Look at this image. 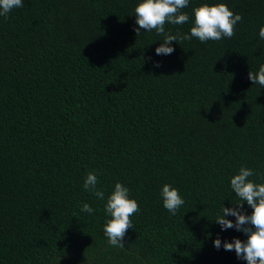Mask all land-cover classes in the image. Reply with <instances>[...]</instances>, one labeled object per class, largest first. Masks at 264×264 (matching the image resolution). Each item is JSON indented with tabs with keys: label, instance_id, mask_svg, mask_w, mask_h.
Masks as SVG:
<instances>
[{
	"label": "trees",
	"instance_id": "obj_1",
	"mask_svg": "<svg viewBox=\"0 0 264 264\" xmlns=\"http://www.w3.org/2000/svg\"><path fill=\"white\" fill-rule=\"evenodd\" d=\"M140 2L23 0L0 16V264H247L223 248L247 236L215 221L241 202V166L264 183V87L248 79L264 65V0H189L166 33L190 34L203 3L243 19L231 39L173 41L167 56L163 35L134 31ZM90 171L104 200L83 187ZM117 182L140 208L124 248L104 235ZM165 184L185 201L176 215Z\"/></svg>",
	"mask_w": 264,
	"mask_h": 264
},
{
	"label": "clouds",
	"instance_id": "obj_2",
	"mask_svg": "<svg viewBox=\"0 0 264 264\" xmlns=\"http://www.w3.org/2000/svg\"><path fill=\"white\" fill-rule=\"evenodd\" d=\"M189 0H141L135 7V23L138 28L134 31L137 36L140 30L155 32L163 35L164 40L155 49L156 55H171L174 48L169 47L173 41H190L193 37L201 43L207 41H220L224 38L231 39L235 35V26L243 17L235 14L224 3L209 5L203 3L193 9L194 22L190 34L177 33L175 35L165 32V24L183 25L188 23L189 15L182 10L187 8ZM23 0H0V16L8 18L13 9L22 8ZM259 37L264 39V27L259 29ZM160 67L159 63L154 65ZM248 79L253 84L264 87V65L257 72L248 73ZM256 175L248 167L241 166L238 173L230 178V187L241 202L235 203L236 207L222 206V214L216 219L221 230L235 229L247 236L246 241L233 239L232 242L224 241L225 251H235L238 259L245 260L247 264H264V183H256L250 177ZM99 180L95 171L86 174L84 189L92 192L98 199L104 200L105 193L97 188ZM129 189L117 182L114 190L108 195L104 207L107 219L104 225V235L109 246L124 248L123 240L128 229L133 228L130 217L140 211L135 199L129 198ZM163 207L172 215H176L185 201L179 190L170 184H165L160 193ZM252 210L251 215L243 211L244 204ZM81 211L93 214L94 209L88 203H83ZM235 217V223L225 217ZM214 247L221 248V239L213 241Z\"/></svg>",
	"mask_w": 264,
	"mask_h": 264
}]
</instances>
